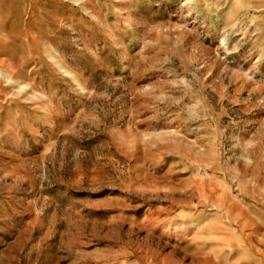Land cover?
<instances>
[{"label": "rangeland", "instance_id": "374dc122", "mask_svg": "<svg viewBox=\"0 0 264 264\" xmlns=\"http://www.w3.org/2000/svg\"><path fill=\"white\" fill-rule=\"evenodd\" d=\"M0 264H264V0H0Z\"/></svg>", "mask_w": 264, "mask_h": 264}]
</instances>
